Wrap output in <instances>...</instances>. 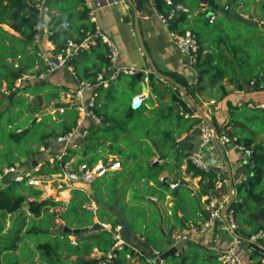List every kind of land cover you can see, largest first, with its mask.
Instances as JSON below:
<instances>
[{"label": "trees", "instance_id": "16d2710c", "mask_svg": "<svg viewBox=\"0 0 264 264\" xmlns=\"http://www.w3.org/2000/svg\"><path fill=\"white\" fill-rule=\"evenodd\" d=\"M24 1L0 0V95L12 91H15L16 95L24 92L31 82L22 81L19 86H15V83L28 68L35 65V61L42 65L38 72L45 67L43 58L36 55L38 45L32 43L36 33L35 26L41 24L47 27L46 32L41 29L40 33L42 40L43 38L48 39L54 44L51 55L62 52L68 39L80 42L85 37L84 30L94 28L93 23L88 19L89 7L85 4V0H54L45 6L43 0H26L34 6L40 4L47 13V18H41L26 8H20L19 6ZM155 2L160 12L164 14L169 12L170 5L163 0H155ZM172 3L173 6L180 4L189 11L198 10L197 17L200 20L205 16L209 18L210 11L216 9L220 13L219 22L213 26L220 28L226 34H228L229 26L240 25L242 29L228 35L238 40L247 58L236 59L233 65L235 74L227 76L226 69L218 61L216 53L206 51L197 37L200 45L194 66L197 71L195 85L188 84L187 77L176 71H167L169 79H161L155 73L150 72V107L136 111L130 108L128 102H125L126 119L128 121L134 118L143 119L144 127L141 124L129 126L122 124L115 111L108 109L111 102L115 103V97L111 94L106 95L104 101L95 108L96 113L104 122L103 125L90 126L80 141L79 148H69L62 159L63 164L72 153L78 154L77 163L105 160L110 155L117 157L120 167L104 175L102 181L92 186L91 193L75 187L69 200L64 202L55 200L52 196H42L43 188L40 185L28 183L26 180L28 176L21 180L8 177L0 182V264H23V262L24 264H134L130 262V259L134 258L137 259V263L150 264L149 255L155 251L161 253L171 246L174 242L171 237L174 230L185 228L190 214L197 217L199 213L200 206H195L194 209L187 200L186 196L194 198L190 188L178 184L171 189L168 181L171 178L159 176L165 168L169 170V173L173 172L180 166L183 158L189 157L188 153L183 152L180 141L176 139L201 121L215 127L217 133L223 132L237 144L249 148L251 154L254 153L248 163L250 173L235 186V194L227 211L232 210L238 222L251 225V230H245L241 226L237 227V230L247 237L246 239L264 228L257 220L249 218L248 212L253 209L264 220V141L254 140L253 132L262 130L251 125L259 117L257 113L264 112V108L259 105L250 106L249 102L245 101L237 104L227 99L225 104L229 118L224 124H217L213 116L208 117L198 113L200 103L198 95L202 93L201 83L203 81L209 87L217 88L221 96L227 94L225 89L227 85H233L234 88L240 90L244 88L264 89V46L259 47V42H264V29L260 26H246L235 20L230 22L231 18L228 13L231 7H235V0H225L223 3L219 0H207V4H202L200 0H173ZM258 9L261 10L260 15L263 16L264 3L258 6ZM178 12L179 15L173 21L175 25L185 14L189 13L181 10ZM212 14L214 15L213 12ZM249 16L253 18L254 14ZM3 24H6L12 31L6 29ZM93 45H96V48L91 53L100 69L107 64L106 47L100 42ZM29 49L33 52L30 53ZM78 55L79 58H76ZM88 56L89 53L83 50L70 58L69 62L73 64L75 71L74 78L93 80L95 71L90 72V66L84 63ZM237 78L240 81L236 82ZM4 82L5 86H3ZM179 86L184 88L185 94H182ZM129 89L132 93L139 90L135 77H132ZM94 90L96 93L103 91L101 86ZM54 95L56 94L53 93L46 99L52 101ZM5 99L6 97L0 98V102ZM18 99L14 100L13 104L20 103L21 99ZM154 99L157 100L156 106L153 103ZM15 115L18 118L21 116L18 112ZM15 119L9 121L8 125L12 124ZM40 121L32 125L27 124L29 130L24 134V143L29 146L24 153L37 159L40 158L39 154L45 157L44 152L39 149L41 146L46 148L45 155L47 157L50 155L51 141L49 139L52 130L57 128L56 134H65L75 124V116L60 120L50 129L47 128L38 133L36 137H32L31 134L37 126L42 127ZM20 135V131L11 132L9 140L17 145ZM155 155H158L156 160L152 158ZM47 157L40 165V169L31 175L55 174L62 171L57 163L50 166ZM187 161L188 171L200 176L203 191L204 187L212 185L213 180L220 175L214 168L203 171L196 167L190 159ZM25 163L30 165V160L24 161V165L22 163L19 165L25 166ZM10 165H15V163L4 160L0 172L3 167ZM179 188L186 193L184 198ZM128 192L131 193V198L125 201ZM166 194L172 197L174 203L169 206L170 213L166 212L163 216L159 212L157 203H153L149 198L154 196L156 200L162 201ZM138 195L147 198L139 199ZM92 202L95 203L94 210L86 206L87 203ZM56 206H63L64 209L50 210V207ZM179 211L182 212V216ZM8 216H10L11 224L7 228ZM95 217L99 222L110 224L111 227L108 229L99 226L97 229H92ZM57 219L64 221L66 226L72 228L84 226L90 228L88 231L76 233L61 231L56 229ZM202 219L205 217L202 216ZM117 225L122 226V235L130 240L129 244L122 247H115L116 239L113 237V229ZM132 234L142 240H136ZM70 235L77 238L75 243L69 238ZM135 244L140 249L136 248ZM94 250L101 252V255L91 257ZM109 252L112 256L107 258ZM183 252L184 255L169 256L161 264H220L216 251L198 240L188 239ZM72 255L87 258L72 259ZM249 255L250 258L258 257V255L264 256V251L254 245L249 250ZM251 264H259V261Z\"/></svg>", "mask_w": 264, "mask_h": 264}, {"label": "crops", "instance_id": "0c3cea01", "mask_svg": "<svg viewBox=\"0 0 264 264\" xmlns=\"http://www.w3.org/2000/svg\"><path fill=\"white\" fill-rule=\"evenodd\" d=\"M200 1L203 4L202 0ZM224 1L225 0H219L220 3H223ZM150 3H151L150 0H88V3H87V0H85V4L87 6L89 5L91 6V8L89 9V12L92 11L93 16L95 17V21L92 22L88 16L89 21L92 22L94 26L95 25L98 26L100 31L109 35L119 47V50H120L119 65L133 66L136 69H138V72L139 71L142 72L139 80L135 78L138 82L139 90L133 93L132 95H130L127 101L130 106V101L134 94L140 92L141 90L148 92V97L143 101V104L146 101V104H144L145 106L143 107V104H142V106L139 109H136V111L143 109L145 107L147 108L150 107L151 91H150V85H149V74L150 72H153L147 61L146 56L141 50L140 43L138 40V33L141 36V40L144 45V49L146 53L148 54L149 58L152 60L155 68L157 69L159 73L170 77L167 71L168 70L176 71L187 77L188 84L195 85L196 80H197V71L194 67L195 65L194 66L191 65L188 62V57L182 52H180L178 48L175 46V44L172 42L166 29L159 21ZM40 8H42V6H40ZM241 8L242 7H240V9ZM240 9L236 10V6H235L236 12H239L245 16H248L249 18H250L249 15L253 14L250 12H244L243 10H240ZM186 12H189V13L185 14V16L176 23L175 27L177 29L188 28L192 30L194 33H196L197 37L201 40L203 48L206 51H212L216 53L218 61L222 63L226 69V75L231 76L235 74V68H233L235 60L239 58L245 59L247 58V54L241 48L238 40L230 37L220 28H216L213 26L215 23L219 22L220 13L216 9H212L211 12L214 13L215 17L212 20V22H210L209 18H207L206 16L200 20L197 17L198 10H195V11L188 10ZM43 17L45 18L48 17L45 10H44ZM256 18H257L256 16L253 17V19H256ZM256 20L258 22V26L264 29V24H262L264 22V19H260V20L256 19ZM39 26H41L40 29H42L43 32L47 31V27H43V25L41 24ZM99 42L100 41H97L96 43H99ZM32 43L38 45L36 55L43 58V60H44V56L50 55V52L54 49V44L51 41H49L48 39H44V38L42 40L41 33H40L39 40L38 41L33 40ZM95 46L96 45H93L89 49L85 50L86 53H89V56L84 61V63L85 65L90 66V69H89L90 72L95 71L96 73L98 70H100L104 66L99 69L96 65L97 61L94 59V56L91 53L96 48ZM29 50H30V53L33 52L31 49ZM40 50L44 53V56L38 54ZM219 51L223 54L222 55L223 57L219 56ZM76 58H79V55L76 56ZM35 62H36L35 63L36 66H39V67L42 66L37 61ZM44 63L46 65L45 60H44ZM35 65L33 67L28 68L24 72V74L37 73L39 67L36 68ZM49 76H50L49 77L50 81H53V82L56 81L54 82L55 85H61L59 84V82L65 83L61 85V87L65 90V92H68V90L71 87L75 86L77 84L76 82L77 80L83 79V80H88V81H94L95 79V75H94L93 80H90V78H79V77L74 78L73 76L70 77L71 75L67 72L65 68H59L55 70L54 72H52ZM144 76L148 77L147 82H144L143 80ZM131 77H135V76H131ZM160 78L164 79L162 77ZM38 81H45V80H36V79L30 80V82H35V83ZM113 82H111L108 88L112 87ZM201 84L203 86L202 92L203 90H210L212 92L217 91V93H214V94L211 93V95L207 97L208 98L207 100H209V102L206 103V105L209 107L210 116L208 117L213 116L216 119L217 124H224L229 118V114L227 112V108L225 104L227 99L231 100L232 102H237V104H240L241 102L245 101V102H252L253 104L260 106V104L264 103V97H263L264 89L250 90V89L244 88L240 90V89L234 88L233 85H227L225 87L227 94L225 96H221V93L217 88L209 87L208 84L205 83V81H203ZM3 86H5V82L3 83ZM64 87H66V89ZM85 93H88V90H86ZM201 94L198 95L199 100H200ZM0 98L3 99V96H1ZM4 101H7V99H5ZM98 101H99L98 104H100L103 100L99 99ZM213 101L217 102L216 103L217 110H214V108H212V104L214 103ZM147 102L149 103L147 104ZM156 102L157 100L154 99L153 101L154 106H156L157 104ZM198 113H200L199 107H198ZM200 115H204V114L200 113ZM102 123L104 122L102 121ZM198 123L200 122H197L196 124H194L189 129L188 132H183L180 135V137L176 139L177 141H180V146H182L183 152L188 153L189 157L183 158L180 161V166L178 168H175L173 172L171 173H169V170L165 168L160 173L159 177H161L162 173H163V177H167L166 176L167 174L169 175L171 174L172 177H168V178H171L170 180H168L169 183L178 182L179 184L187 186L188 188H190L191 193H193L194 196L195 195L197 196L198 201H199L198 205L200 206V208H199V213L197 214V217H195L191 213L190 215H192L193 219H190L191 218L190 216L189 220L186 221L185 228L174 230L171 237L174 239L175 237L177 238L183 233H187L188 239L198 240L202 242L204 245L214 249L217 254L218 251H221L227 248L233 241V238L231 240H227L220 234L219 225L221 221L218 222L215 238L213 237V226L210 229L203 231V232H194L193 230H191V227L194 224L200 223L206 219V216H207L206 210H207V205H208V200L206 199L207 198L206 196H212L216 200V202L221 206V208L227 202L229 178L227 177L228 172H227V169L225 168L224 161H227V163L230 166V170H231L230 174L232 178L231 188H232L233 195L235 194V186L241 183L242 180H244L249 175L250 166H249V171L247 173H245V170L247 168L244 170H241L240 168L241 166L236 161L238 160L236 159L237 156L234 157L235 154L240 153V152L236 151L235 149H232L230 145H222L219 143L217 144L215 141H212L207 146H201L200 138H199V129H198L200 125ZM211 127L215 129V127L213 126ZM222 147H225V149H223ZM216 149L218 150L219 153H217ZM199 154H202L203 160L206 162L209 168H214L217 171V173H220V175L215 179L216 182L218 180L221 182V187L219 189L212 191V188L215 183V180H213L212 185H207L206 187H204V191H203V186L200 182L199 175H193V172L189 171L188 173L191 174L190 175L191 178L189 179L188 177H186L187 175L180 173L181 169H184L185 167V164H184L185 160L190 159V157L193 155H199ZM240 154L243 155V153H240ZM252 154L254 153L252 152ZM157 157L158 155H155L152 158L156 160ZM230 158L231 160H229ZM234 174L237 178L236 181H233ZM183 179L185 180L183 181ZM185 181H189L190 184H192L193 186H196L198 189L192 188L190 184L184 183ZM223 187L225 188V190H223ZM210 189L212 192L210 191ZM129 193L130 192L126 194L125 201L130 200L131 193L130 195ZM167 196H169L168 201L170 202L168 203V211H167V214H169L170 213L169 206L173 205L174 202L172 201V197L169 194H166V197H165L166 199H167ZM137 197L139 199L147 198L141 195H138ZM151 199L155 200V202L153 203H157L158 201L156 200V197L154 196L149 198V200ZM203 203H206V205L203 206ZM158 209L162 215L166 214V211L164 212L163 210H161L159 206H158ZM250 212L253 213L255 211L253 209H250ZM179 214L181 216L183 215L181 211H179ZM202 216H204L205 219H202ZM187 224L189 226H187ZM236 224L237 226L235 230L237 231V234L239 235L238 237L240 238V241H242L240 244L237 245V253L239 255V258L241 259L243 264L254 263V261H251V258L249 255V250L252 248V246H250V243L252 242H250L249 239H246L247 237L241 234L237 230L238 226L243 227L245 230H251V225L242 224L238 222L237 220H236ZM223 230L227 232L230 231V230H227L226 224L223 225ZM127 240L130 241L129 239ZM245 240L246 242H244ZM253 245L260 247L264 251V236L260 237L255 242H253ZM262 257L263 255H258L257 261H259Z\"/></svg>", "mask_w": 264, "mask_h": 264}, {"label": "built area", "instance_id": "2783aa9c", "mask_svg": "<svg viewBox=\"0 0 264 264\" xmlns=\"http://www.w3.org/2000/svg\"><path fill=\"white\" fill-rule=\"evenodd\" d=\"M163 1L171 6L167 14H164L163 12H160L157 9L155 0H150L151 7L153 8L161 24L166 29L172 42L175 44V46L180 52H182L188 57V62L194 66L197 61V52L200 45L197 36L190 29H177L175 27V24H173V21L179 15L178 11L181 10L186 12L187 8L180 4L173 6V0ZM35 6L40 7L41 5L36 4ZM88 7L89 9L91 8L90 5ZM240 7H242L241 4L236 6V10L240 9ZM88 16L92 22L95 21V17L93 16L92 11L88 13ZM213 19L214 15H211L210 13L209 21L212 22ZM35 28L36 33L33 36V40L38 41L40 37L41 26L38 25L35 26ZM84 33L85 37L80 42H77L73 39H68L65 48L62 52L44 56V53L40 50L38 54L44 56V60L46 62L45 67L37 73L24 75L22 74V76L18 78L15 83V86H19L22 81L29 82L33 79L46 80L52 72L59 68H65L67 72L74 77V67L73 64L69 62L70 58L74 57L83 50L89 49L97 41H100L105 45L107 64L95 73L94 81H88L83 79L77 80V84L71 87L68 92H66L67 100H65V102L63 103H59L58 107L55 108V110H57L59 113H63L66 116V118L64 119H70L72 116H75V124L65 134H56L53 138H51L50 148L55 147L57 151L55 154L49 155L47 157V160L50 162V165L57 163L61 166L62 171L60 172V174H64L63 183H70L71 185H76L78 182L92 183L99 177H102L108 172L114 171L120 167V161L117 159L116 156H112L108 157L105 160L99 159L98 161L92 163H77L76 161H74L70 170L66 171L65 166L67 161L62 164V159L64 155L67 154L69 148H79V143L86 135L90 126L98 127L103 124L102 118L95 111V108L99 104L97 101V93L94 89L99 86L109 87L111 82L116 80L121 74L135 76L138 72V69L133 66L119 65V47L109 35L100 31L98 26L95 25L93 30H84ZM143 80L144 82H147L148 77L144 76ZM13 90H15V88ZM86 90H88V93H85ZM147 97L148 92L144 90H141L140 92L134 94L130 101L131 109H139L142 106L143 101ZM248 104L250 106L255 105L252 102H249ZM260 107L264 108V103L260 104ZM198 129L201 146H207L210 142L215 141L217 144L219 143L222 145H230L232 149L243 153L244 158L251 156V150L249 148L237 144L232 138H230L223 132L217 133L216 130L210 125H208L206 122L202 121V124L199 126ZM40 149V151L46 150V148L43 146H41ZM50 159L52 160V162ZM190 160L196 167L203 171H207L209 169V166L203 160L202 154L193 155L190 157ZM28 165H25L23 167L22 165L15 163V165L3 167L2 172H0V182L6 180H4V178L7 174L8 177H13L17 180H21L28 176V178L26 179L28 183L39 185V180H29V176L31 175L29 173H35L40 168H34V166H29L28 168ZM30 169L33 170L30 172ZM178 184V182L169 183L171 188H175ZM220 187L221 182L218 180L217 182H215L212 191H215ZM206 197V199L208 200L206 219L200 223L194 224L191 227V230H193L194 232L206 231L213 226L215 220H218V222L221 220V206L216 202V200L212 196ZM226 220L227 221L225 222L227 224V230L234 231L236 229L237 224L233 216L232 210L226 212ZM103 224L106 227L108 226V224L106 223ZM263 236L264 229L248 237L250 242H252L250 243V246H254L253 242ZM113 237L116 239L115 247H122L125 244H129V241L122 235L121 225H117L113 229ZM181 237L188 238L187 233H183L177 238L175 237L174 240ZM241 242L242 241H240V238L238 236H234L232 243L227 248L217 252V260L220 262V264H243L237 253V245ZM155 253L158 254L157 251ZM111 256V252L107 253V258H110ZM259 264H264V256L259 260Z\"/></svg>", "mask_w": 264, "mask_h": 264}, {"label": "rangeland", "instance_id": "374dc122", "mask_svg": "<svg viewBox=\"0 0 264 264\" xmlns=\"http://www.w3.org/2000/svg\"><path fill=\"white\" fill-rule=\"evenodd\" d=\"M262 3H264V0H235V6H238L241 4L242 8L240 10H243L244 12H250L253 13L254 16H256L258 20L260 19H264V17H262V15H260L261 10L258 9V6H260ZM239 10V9H238ZM264 16V15H263ZM253 19V18H252ZM254 19V20H256ZM257 21V20H256ZM3 26L6 29H9L10 31H12V29H10L6 24H3ZM241 28L240 25H234V26H229L227 28V33L228 34H232L235 31H239ZM264 46V42H259V47L263 48ZM223 54L219 51V56H222ZM10 60V59H9ZM36 66V65H35ZM39 66H36V68ZM50 77V76H49ZM49 77L45 80V81H38V82H31L28 86V88L24 89V92H19L18 94V98L21 99L20 103H15L13 104V99H12V103L9 109L5 110L4 112H2L1 116H0V168L2 166V162L4 160H10L13 161L16 164H23L24 165V161L26 160H32V159H37L35 158H31L29 157V154L24 153L25 149H27V147H29L27 144L24 143V134L21 133L20 138H19V144L15 145L11 142V140H9V133L11 132H17L20 131L22 132V130H24V128L28 127L26 126L27 124H31L33 119L36 118V121L41 120L40 122L42 123V127L37 126V128L32 132L31 136L32 137H36V135L38 133H40L41 131L47 129V128H51V126L55 125L56 122H59L60 120H63L64 118H66V116L63 113H59L57 110L52 109L46 116H42V115H38V110H48L53 104L55 103H63L65 102V100H67V96H66V92L65 90L61 87V85L65 84V83H60L61 85L58 86H54V82L56 81H50ZM72 77V76H70ZM72 80V79H71ZM132 81V77L126 74H121L118 79L116 81L113 82L112 87L108 88V87H102L103 91L99 92L97 95V101L103 100L106 95L111 94L112 96L115 97V103L111 102L108 106V109L110 111H115L116 115L118 116L120 122L126 126H129L131 124H141L142 127H144V122L143 119L140 118H134L130 121H128L125 117V111H124V104L125 102L128 101V98L130 95H132V91L129 89V83ZM53 82V83H52ZM77 82V81H76ZM58 83V81H57ZM211 89V88H209ZM53 93H55L56 95L55 98L53 96L52 101H49L47 98V96L52 95ZM203 94H201L200 96V100H199V108L201 109V113L207 116H210L209 114V107L206 105L207 102H209V100H207L208 96L211 95V93H217V91H210V90H203L202 92ZM2 95H0L1 97ZM264 97V95H263ZM5 98V97H3ZM102 101V102H103ZM99 102V101H98ZM214 103L212 104V108H214V110H217V102L213 101ZM149 102H147L148 104ZM5 104H7V101H2L0 102V109L4 108ZM144 104H146V101L144 102ZM143 104V107L145 106ZM20 113L21 116L18 118L15 114L16 113ZM182 112V111H181ZM258 118L255 119L251 125H253L256 129H261L262 131H255L253 132V138L255 141H259L262 142L264 141V112H258ZM15 119V121L8 125V122L11 121L12 119ZM202 124V122H200ZM200 123H198L199 125H201ZM197 124V125H198ZM43 125L45 127H43ZM198 125V126H199ZM19 128V129H17ZM57 132V128L52 130V134L49 140H51V138H53L56 135ZM29 144H31V142H29ZM223 149H225V147H222ZM40 149V148H39ZM49 153L51 154H55L56 153V148H49ZM41 150V149H40ZM206 150V149H205ZM217 150V149H216ZM44 152V156L47 157L45 155L46 151ZM217 153L218 150H217ZM233 156V155H232ZM237 156V157H236ZM243 155L240 153H237L234 155V157H236V160L238 162V164L241 166V170H245V173H247L249 171V165L247 162V158L242 157ZM40 157L39 159H37L38 163L34 166V168H40V165L43 164L45 157H43L41 154H39ZM109 157H112V155H110ZM78 158V154L76 153H72L70 154L67 162H66V166H65V170L69 171L73 162L77 161ZM232 158V157H231ZM231 158L229 160H231ZM51 160V159H50ZM206 160V159H205ZM52 162V160H51ZM26 164V163H25ZM185 167L184 169H181L180 173L187 175L186 177H188L189 179L190 177V173H188V169H187V164L188 161L185 160ZM28 165V163L26 164V166ZM54 164H51L50 166H53ZM31 165H28V168ZM24 167V166H23ZM33 169H30V172ZM6 173V171H5ZM31 174V173H29ZM228 175V174H227ZM167 177H172V175L167 174ZM8 175L6 174L5 179H7ZM64 174H60V173H55V174H40V175H30L29 176V180L30 179H34V180H39L38 183L40 185L41 188H43V193L42 196H52L55 200H62L64 202H67L70 198V196L73 193V188L76 187V185H71L70 183H65L66 185L62 186L59 184V186L55 187L52 186L51 183L53 181H58V182H64L63 180ZM161 177H163V173L161 174ZM228 177V176H227ZM104 179V177H99L98 179H96L95 181L92 182V186L96 183H98L99 181H102ZM185 179H183L184 181ZM237 178L234 174L233 176V181H236ZM47 181L48 183L45 184L44 182ZM216 182V180H215ZM184 183L190 184L189 181H185ZM215 184V183H214ZM190 186L194 189H198L196 186H193L192 184H190ZM63 190H67V194L66 196H63L61 194V192ZM179 192L181 194V196L184 198L186 196V193L183 191L182 188H179ZM223 190H225V188L223 187ZM69 193V195H68ZM130 195V193H129ZM188 202L194 207L195 206H199L196 201L194 200L195 198H193L192 196H186ZM155 199V198H154ZM169 196H167V199L165 198V200L163 201H157V205L159 206V208L161 210H163L164 212L168 211V203H170L169 201ZM167 201V202H166ZM195 204V205H194ZM206 203H203V206H205ZM87 208H90L91 210H94L95 205L94 203H87L86 204ZM64 207L63 206H56V207H50V210H63ZM23 212H24V206L22 208ZM186 214V212H185ZM193 215V214H192ZM191 215L190 219H193ZM10 216L7 217V222H6V227L8 228L11 224V221L9 219ZM188 218V215L186 216ZM189 220V218H188ZM58 223H64V221H60L59 219L56 220ZM94 221H98V219L95 217ZM221 223L219 225V231L220 234L226 238L227 240H231L232 238H234V236H239L237 234V231L235 230L234 232L232 230H230L229 232L224 231L223 230V225L226 224L225 221H223L222 219L220 220ZM101 223V222H100ZM18 224V223H17ZM72 223L70 222V225ZM227 225V224H226ZM110 224H108V226L106 228H110ZM94 229V228H92ZM7 238V237H6ZM69 238L72 240V242H76L77 238L73 235H70ZM138 240H142L141 238L137 237ZM149 245V242L147 243ZM136 245V244H135ZM136 248L140 249L137 245L135 246ZM156 252V251H155ZM16 253H19L18 251H16ZM101 252L94 250V252H92V254L90 255L91 257L94 256H100ZM35 259H37V257H35ZM258 257L257 256H253L251 257V261H257ZM137 259H130V262L134 263V264H142V263H137L136 261ZM24 264V262H23ZM127 264V263H125ZM150 264H153L152 261H150Z\"/></svg>", "mask_w": 264, "mask_h": 264}, {"label": "water", "instance_id": "95a60500", "mask_svg": "<svg viewBox=\"0 0 264 264\" xmlns=\"http://www.w3.org/2000/svg\"><path fill=\"white\" fill-rule=\"evenodd\" d=\"M50 1H54V0H43V5H47ZM203 4L207 3V0H202ZM20 8H26L28 9L29 11L31 12H34L36 14H38L41 18L44 16V9L43 8H40L38 6H34V5H31L29 2H27L26 0L19 6ZM228 16L231 18L230 22H233L234 20L235 21H238V22H241L243 23L244 25L246 26H251V27H257L258 26V22L252 18H249L248 16H245L239 12H236L234 10V7H231L230 10H229V13H228ZM138 40H139V43H140V47H141V50L143 51L144 55L146 56L147 58V61L153 71V73H155L156 75L164 78V79H169L168 76H165L161 73H159L157 71V69L155 68L152 60L149 58L148 54L146 53L145 49H144V45L142 43V40H141V36L139 35L138 33ZM141 73L142 72H137L136 75H135V78L137 80H139L140 76H141ZM236 81H239V79H237ZM257 84V83H256ZM183 92V94H185V90L182 86H179ZM3 97H6L7 99V104L5 105L4 108L0 109V114L4 111V110H7L10 108L11 106V103H12V99L13 101H17L19 100L18 99V95L15 94V91H12L8 94H3L2 95ZM59 105V103H55L53 104L48 110H38V115H43V114H48L52 109H55L57 108ZM200 110V113H201V109L199 108ZM206 120V119H205ZM36 121V118L33 119L32 124H34V122ZM29 130V127H26L24 128V130H22V134H25L26 132H28ZM251 160V156L247 157V162L249 163ZM37 164V159H32L30 161V165L31 166H35ZM224 164H225V168L227 169V172H228V200L227 202L223 205V207L221 208V211H220V217L223 221H227L226 220V212L231 204V201L233 199V193H232V188H231V181H232V178H231V174H230V166L229 164L227 163V161H224ZM45 184H47L48 182L45 181L44 182ZM62 185H66L65 183L63 182H58V181H53L51 183L52 186H59ZM76 188H79V189H82L84 191H86L87 193H91L93 191V188H92V183H89V182H78L76 184ZM195 201L197 204H199V201H198V198L197 196L195 195ZM152 202H155L154 199H151ZM249 212V218L251 219H255L257 220L259 223H261L263 226H264V220L262 219L261 215L258 213V212H250V210H248ZM94 213V211H93ZM213 237L215 238L216 236V232H217V225H218V220H215L214 223H213ZM99 226H103V227H106L103 223H100L99 221H95V223L92 225V228L94 229H97ZM187 226H189L187 224ZM89 226H84V227H76V228H72V227H69V226H66L64 223H58L57 222V227L56 229L58 230H61V231H67V232H83V231H88L89 230ZM132 237L135 238L136 240H138V238L135 236V234H132ZM188 241V238H185V237H181V238H178L176 240H174L173 244L171 246H169L167 249H165L164 251H162L161 253H151L148 257V260L149 261H152L153 264H161L162 261H164L165 259H167L169 256L173 255V254H182L184 255V247L186 246V243ZM72 259H75V258H78V259H86L87 257L85 256H76V255H72L71 256Z\"/></svg>", "mask_w": 264, "mask_h": 264}, {"label": "bare ground", "instance_id": "6f19581e", "mask_svg": "<svg viewBox=\"0 0 264 264\" xmlns=\"http://www.w3.org/2000/svg\"><path fill=\"white\" fill-rule=\"evenodd\" d=\"M61 194H62L63 196H66V194H67V190H63V191L61 192Z\"/></svg>", "mask_w": 264, "mask_h": 264}, {"label": "flooded vegetation", "instance_id": "af4514ba", "mask_svg": "<svg viewBox=\"0 0 264 264\" xmlns=\"http://www.w3.org/2000/svg\"><path fill=\"white\" fill-rule=\"evenodd\" d=\"M12 105H13V104H12ZM12 105H11V106H12Z\"/></svg>", "mask_w": 264, "mask_h": 264}]
</instances>
